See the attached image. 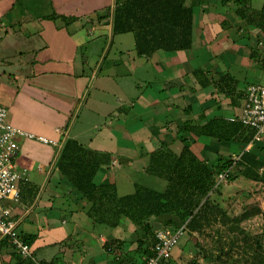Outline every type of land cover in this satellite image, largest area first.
I'll return each instance as SVG.
<instances>
[{
	"label": "crops",
	"instance_id": "crops-1",
	"mask_svg": "<svg viewBox=\"0 0 264 264\" xmlns=\"http://www.w3.org/2000/svg\"><path fill=\"white\" fill-rule=\"evenodd\" d=\"M117 1L128 0H0V106L13 127L61 144L18 138L20 200L6 203L41 264L148 260L138 252L142 233L128 219L110 229L88 217V202L57 168L67 139L94 154L101 165L94 183L114 185L120 197L149 183L163 190L148 172L151 154L161 148L179 154L182 137L209 166L221 158L238 162L246 151L241 131L229 125L239 124L248 87L264 84L261 30L242 20L233 2L202 0L193 8L189 50L139 57L135 38L113 36ZM244 1L254 11L264 6ZM214 122L232 141L183 133L186 123L195 132L211 131ZM241 172L234 165L229 176L240 183ZM168 219L150 222L159 231ZM181 239L161 264L194 257L187 230ZM115 241L126 242L121 253ZM148 245L153 250L150 239L142 250ZM17 256L0 238V264H17Z\"/></svg>",
	"mask_w": 264,
	"mask_h": 264
},
{
	"label": "trees",
	"instance_id": "trees-1",
	"mask_svg": "<svg viewBox=\"0 0 264 264\" xmlns=\"http://www.w3.org/2000/svg\"><path fill=\"white\" fill-rule=\"evenodd\" d=\"M195 1H117L113 36L132 34L139 57L149 58L160 51L173 53L189 50L192 45L193 8L202 4V0ZM228 2L238 6L237 14L246 24L256 26L264 34V6L260 11H254L244 0H223L224 4ZM214 123L211 131L210 127H205L195 132L186 123L183 133L212 135L221 141H232L226 138L225 130H221L224 128L217 129L219 122ZM229 127L230 131L232 128L241 131L242 142L246 147L256 132L241 123L230 124ZM181 142L183 147L179 154L169 148H161L151 154L148 172L165 183L161 191L137 186L134 194L120 197L114 185H96L94 179L100 163L93 159L94 154L70 139L63 144L57 168L88 202L90 207L87 215L97 226L116 229L121 220L126 218L139 228L142 240L139 241L138 252L144 253L148 259L154 252L150 245L142 250V245L150 239L154 247L158 232L150 221L168 217L164 227L179 223L180 226L185 225L191 236L196 233L199 237L211 240L212 246L203 248L205 254L201 260L206 263L264 264V246L259 241L258 248L252 246L251 236L244 227L246 222L255 217L264 220V209L256 207L238 216H231L221 201L223 183L218 180L220 174L237 165L242 168L241 177L244 180L264 185V172L261 173L264 169L263 143L255 144L250 151H245L238 162L221 158L209 166L193 153L188 137H182ZM234 179L231 175L228 177L229 182ZM25 243L31 245V241L25 240ZM113 245L115 251L117 249L121 253L126 242L115 241ZM17 264L33 263L18 255Z\"/></svg>",
	"mask_w": 264,
	"mask_h": 264
},
{
	"label": "built area",
	"instance_id": "built-area-1",
	"mask_svg": "<svg viewBox=\"0 0 264 264\" xmlns=\"http://www.w3.org/2000/svg\"><path fill=\"white\" fill-rule=\"evenodd\" d=\"M239 123L256 130L252 141L246 147V151H250L255 144L264 143V84H254L248 87ZM18 138L34 139L44 144L59 147L61 144L35 137L13 127L9 123V111L0 106V238L7 240L17 255L31 260L33 264H41L36 261L31 247L22 240L18 231V222L11 218V207L6 205L8 202L16 204L20 200L19 182L21 174L15 165L19 153ZM229 174L230 171L220 174L219 183L225 182ZM185 231V226L175 230L169 228L159 230L153 247L154 254L147 260V264H161L169 260L172 251L179 245Z\"/></svg>",
	"mask_w": 264,
	"mask_h": 264
},
{
	"label": "rangeland",
	"instance_id": "rangeland-1",
	"mask_svg": "<svg viewBox=\"0 0 264 264\" xmlns=\"http://www.w3.org/2000/svg\"><path fill=\"white\" fill-rule=\"evenodd\" d=\"M263 1L264 0H254L253 7L255 9H260L263 4ZM94 38H96V36ZM123 38L127 40L128 43L130 42V40L134 42V37L132 34L126 35ZM119 40L120 39L117 37L115 39V43H118ZM114 49L115 47L113 48V52ZM261 172H264L263 169L261 170ZM226 180L227 182L225 181L222 184L223 189L222 196L220 198L224 207L229 209V213L231 216H238L244 211L252 210L256 207H261L262 209H264V185L248 182L244 179H241L242 181L240 183H237L238 178H235L233 181L230 182L228 181V178ZM154 182L158 183V187L160 188L161 186L159 185L165 184L163 181H159L157 179ZM148 185L152 188L155 187V185L151 183H149ZM244 227L247 230L248 234L251 236L252 246L258 248L259 242H261V244L264 246V220L262 217L253 218L252 220L246 222L244 224ZM189 238L190 245L193 246L195 253L193 255L194 257L189 259L188 261H185L184 264H191V262L198 261L202 262V264H213L209 262L206 263L201 260L203 258V255L205 254L203 248H210L212 246L211 240L206 237H199L198 235L197 237L193 235L191 236L190 234ZM181 241L183 240L181 239L179 244L182 243Z\"/></svg>",
	"mask_w": 264,
	"mask_h": 264
}]
</instances>
